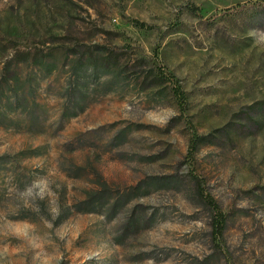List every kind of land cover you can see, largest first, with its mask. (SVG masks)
Returning a JSON list of instances; mask_svg holds the SVG:
<instances>
[{
  "label": "rangeland",
  "instance_id": "1",
  "mask_svg": "<svg viewBox=\"0 0 264 264\" xmlns=\"http://www.w3.org/2000/svg\"><path fill=\"white\" fill-rule=\"evenodd\" d=\"M4 77L0 264H264V0H0ZM102 185L119 213L76 212Z\"/></svg>",
  "mask_w": 264,
  "mask_h": 264
},
{
  "label": "trees",
  "instance_id": "2",
  "mask_svg": "<svg viewBox=\"0 0 264 264\" xmlns=\"http://www.w3.org/2000/svg\"><path fill=\"white\" fill-rule=\"evenodd\" d=\"M131 24L132 26L136 27V28H140V29H151L150 26H147L146 24L139 22L138 20H131ZM100 49V48H99ZM95 55H98V57H94V62H95V68L98 67L101 68V72L108 75L111 74L115 71V68L117 66L116 64V59H113L111 56L108 55H104V53H102L101 51H99V53L95 52ZM27 58L25 59L26 62H29L28 64L32 67V68H46V70H48L47 72L50 73L52 67L54 66L52 63H48L45 61L46 56H41L40 54H28V56H26ZM66 57H68L66 55ZM89 58H87L86 55L80 56L79 59L77 60L76 63V67L79 66H84L85 64H87ZM100 60L101 62H97V60ZM9 68H6V71ZM41 70V69H40ZM12 79L14 80V82H19L20 79L18 78H2L0 81V101H2L3 97H4V92H5V87H7V89H10L11 86V81ZM158 81L161 83L163 81H171L170 78L166 77L165 75H163L162 73L159 74L158 76ZM13 82V81H12ZM35 84V83H34ZM38 84V83H37ZM35 84L36 86L34 87L33 84L31 82H29V84L27 85L28 87H25V83H23L22 87H20L18 90H21L20 93H18L19 91L17 90L15 92V95L18 97H22L23 100H26V97H33L35 95V91L36 88H38V85ZM174 86L172 88V92H173V96L174 99L177 103V107L179 109V111L181 113H183L185 111V95L184 92L182 91L181 87L179 86V83L177 81H174ZM67 92H70V89L68 88L66 90ZM67 100V99H66ZM7 101H9V99L7 98ZM34 103V102H33ZM77 103V102H76ZM261 106H264V101H261L259 103ZM84 110L83 106H74L71 109L67 108L65 106L64 108V112H62V116L61 119L59 120V123H62L63 120L65 118H69V117H75L77 116L81 111ZM31 113V112H29ZM33 113V119H37L38 115H35L34 112ZM0 115H4V114H0ZM30 115V114H29ZM202 140L201 137H195V139L191 140L190 143V154H193L197 147L199 142ZM35 151L37 150H28L25 152H20L17 154L16 157H26V153L28 152H32V153H36ZM193 151V152H192ZM29 156V155H28ZM8 162L7 158L5 156H0V166L2 165V163H6ZM125 195H122L120 193H117V195H113L111 194V191L108 187H106L105 185L101 186V189L99 190H94L92 192H89L86 194L85 198L78 202L77 204H75L74 208L76 210V212L78 213H96V212H103V211H107L108 214L110 215H116L119 213V211L124 207V199ZM212 207L215 209V211L218 210L217 206H215V204L213 202H211V200H207ZM213 225L215 227V231L219 234H221L222 230L224 229V225H225V220L224 217L221 216V214H219V211H217V213L215 214V217L213 218Z\"/></svg>",
  "mask_w": 264,
  "mask_h": 264
}]
</instances>
